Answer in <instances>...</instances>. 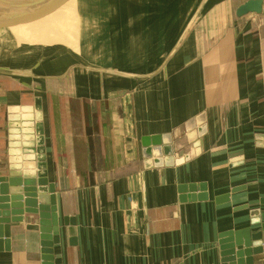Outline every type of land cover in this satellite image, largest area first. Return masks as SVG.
Masks as SVG:
<instances>
[{"label": "crops", "instance_id": "0c3cea01", "mask_svg": "<svg viewBox=\"0 0 264 264\" xmlns=\"http://www.w3.org/2000/svg\"><path fill=\"white\" fill-rule=\"evenodd\" d=\"M244 1L76 0L75 41L58 14L1 42L0 176L54 186L53 264H223L220 234L264 224V12ZM192 122V150L159 155ZM34 219L0 264L42 263Z\"/></svg>", "mask_w": 264, "mask_h": 264}, {"label": "water", "instance_id": "95a60500", "mask_svg": "<svg viewBox=\"0 0 264 264\" xmlns=\"http://www.w3.org/2000/svg\"><path fill=\"white\" fill-rule=\"evenodd\" d=\"M63 3H67V0H0V31L19 25L26 26L58 14L65 15L70 9H61ZM262 12L263 0H246L235 9L237 17L249 18ZM150 143L154 145L159 143V140L154 138ZM180 188L182 192L186 191L184 186ZM191 198L194 199L195 196L192 195ZM54 205L55 188L47 182V178L23 176L19 173L0 176V250H7L9 247L11 223L21 222L24 213L35 215L34 223L39 226L42 242L41 264H53V245L59 241V225ZM256 213L257 211L251 214ZM258 221V218L252 219L253 224ZM63 225L68 226V235L72 241L75 234L74 218L64 217ZM263 230L264 224H260L253 231L243 228L240 231H224L220 234L223 264H252L254 256L264 252Z\"/></svg>", "mask_w": 264, "mask_h": 264}, {"label": "rangeland", "instance_id": "374dc122", "mask_svg": "<svg viewBox=\"0 0 264 264\" xmlns=\"http://www.w3.org/2000/svg\"><path fill=\"white\" fill-rule=\"evenodd\" d=\"M66 5H67V7H66ZM60 8L61 9H68V10L70 9L69 17H68V12H67L65 14V16H62L60 21H58L59 25H61L63 35H64L61 38L65 39L66 41H71V42L75 41L76 31H74V26H75L74 15L76 12L75 9L77 8L76 7V0H67V3H63L60 6ZM43 19L45 20L48 18H43ZM27 28L28 27H25V25H19L17 27L6 28V29L1 30L0 31V45L2 43H5V42H6V44H5L6 46H10V45H12V43L18 44V42L25 43L23 41L32 42V39L29 36H25V35H28L30 33H24L25 34L24 37H26V38L29 37L30 39L29 38L28 39L31 41H28V40L22 38L23 36L20 35V34H22V31L27 29ZM8 34L11 37L10 40L8 38L9 37ZM55 34H58V33L52 32V35H55ZM49 37L51 38V35ZM49 37H46L49 42L59 40L58 38H55V39L51 38V40H50ZM54 95H55L54 93H48V97H50V96L53 97ZM199 126H200V122H197V123L192 122L190 124H187V126L181 128L177 132H175L168 141V143H169V144H167L168 147L160 142L161 152L159 155H161V154L171 155L174 153V154H178V155L182 156L183 154H187L188 152H190L192 150V143L194 141L193 137L195 136L194 135L195 131L197 130V127H199ZM13 135H14V139H16V137H17V136H15L16 134H13ZM4 145H5V140H4ZM4 148L0 147V152L2 153L1 155H3V156L5 155L4 159H6V152L4 151ZM3 151H4V153H3ZM10 153H11V150H10ZM150 155H151V157L153 156L152 158H154V156H156V155H152L151 152H150ZM4 159H2V160H4ZM5 161L6 160H4V163H5Z\"/></svg>", "mask_w": 264, "mask_h": 264}, {"label": "built area", "instance_id": "2783aa9c", "mask_svg": "<svg viewBox=\"0 0 264 264\" xmlns=\"http://www.w3.org/2000/svg\"><path fill=\"white\" fill-rule=\"evenodd\" d=\"M156 145V144H155ZM158 145V144H157ZM154 150V149H153ZM152 149H151V151L150 152H152L153 151Z\"/></svg>", "mask_w": 264, "mask_h": 264}]
</instances>
